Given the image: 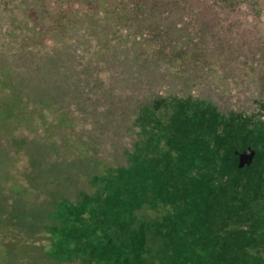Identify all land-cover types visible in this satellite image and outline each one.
I'll list each match as a JSON object with an SVG mask.
<instances>
[{"label":"rangeland","instance_id":"obj_1","mask_svg":"<svg viewBox=\"0 0 264 264\" xmlns=\"http://www.w3.org/2000/svg\"><path fill=\"white\" fill-rule=\"evenodd\" d=\"M227 6L199 8L200 20L225 24L233 44L246 42L245 55L260 49L264 0ZM10 38L1 32L0 48H15ZM60 73L0 93V264H264L263 129L254 149L249 134L224 135L218 117L196 116L187 128L194 121L172 111L161 82L148 85L153 96L113 67L88 85ZM230 90L234 103L252 93ZM65 118L75 122L72 139L57 146ZM105 152L113 159L104 162Z\"/></svg>","mask_w":264,"mask_h":264},{"label":"trees","instance_id":"obj_2","mask_svg":"<svg viewBox=\"0 0 264 264\" xmlns=\"http://www.w3.org/2000/svg\"><path fill=\"white\" fill-rule=\"evenodd\" d=\"M230 1L208 0L197 7L198 0H0V33L12 37L8 46L15 44L10 53L0 48V93L36 80L55 82L60 71V81L93 84L98 70L113 67L153 96L156 89L148 85L166 84L176 102L172 111L194 121L183 124L187 128L197 124L196 116L218 117L225 123L224 135L233 130L243 142L249 134L256 149L262 140L258 132L264 130V41L245 55L246 42L233 44L225 24L201 21L198 13L209 4L227 9ZM49 2H55V9ZM46 37L54 38V44L45 46ZM235 83L252 91L247 100L233 102L230 85ZM258 99L257 110L247 114L253 109L250 102ZM26 112L28 123L37 125L36 117ZM61 119L55 114V120ZM63 120L66 129L58 124L55 131L61 135L57 146L72 139L67 128L75 122ZM88 139L100 150L95 136ZM103 157L104 162L113 159L109 152Z\"/></svg>","mask_w":264,"mask_h":264}]
</instances>
